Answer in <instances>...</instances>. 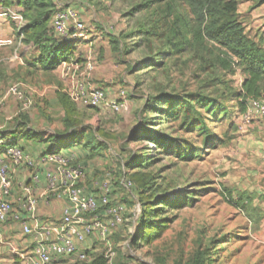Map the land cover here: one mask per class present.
<instances>
[{
    "label": "rangeland",
    "instance_id": "1",
    "mask_svg": "<svg viewBox=\"0 0 264 264\" xmlns=\"http://www.w3.org/2000/svg\"><path fill=\"white\" fill-rule=\"evenodd\" d=\"M169 2L54 0V11L73 8L79 13L88 40L119 38L127 64L126 74L115 80L129 94L125 107L115 114L87 112L88 106L70 99L77 119L90 120L87 124L98 132L85 146L97 153L83 154L91 161L94 177L81 162L68 158H76L74 153L63 156L83 171L82 185L89 193L100 198V185L107 182L112 203L124 205L118 223L124 225L123 247L114 262L264 264V121L243 120L241 73L210 74L189 52L171 50L172 24L185 13L167 16ZM239 14L251 37L264 38V0H239ZM184 18L189 21V14ZM186 30L189 39V27ZM76 47L72 58L79 62L83 48ZM57 76L62 90L60 70ZM14 83L28 92L32 106L18 114L20 120L0 124L7 130L17 128L36 102L28 86ZM162 96L180 103L179 121L169 120ZM16 102L19 112L22 103L17 97ZM78 104L85 108L79 110ZM124 178L132 187L122 185ZM244 191L253 200L240 208L233 202ZM145 223L152 225V239L146 243L139 235ZM162 224L166 229L159 235L154 227Z\"/></svg>",
    "mask_w": 264,
    "mask_h": 264
},
{
    "label": "crops",
    "instance_id": "2",
    "mask_svg": "<svg viewBox=\"0 0 264 264\" xmlns=\"http://www.w3.org/2000/svg\"><path fill=\"white\" fill-rule=\"evenodd\" d=\"M19 1L5 0L3 6H18V9L23 10ZM26 22L29 21L26 20ZM49 27L52 31L51 22ZM16 33V24L0 17V40L8 38L15 40L12 45L0 46V94L5 93L11 86L15 85L14 82L20 81L28 86L31 91L30 94L34 95L36 102L34 107L26 114V119L24 118L17 128H8L7 130L8 126L2 125L0 129L2 130L6 126L7 136L12 139V143L30 154L33 164L11 165L14 187L9 199L13 205V216L0 225V264H20L19 254L33 247L35 237L25 235L22 232V222H26L32 228H35L39 223H57L67 206L66 197L52 194L46 199L39 198L37 219L31 218L23 208L25 196L22 186L31 185L33 175L39 177V183H35L34 187L36 194L39 195L48 186L47 175L52 171L53 165L43 161V158L57 150L67 155H73L74 153V156H76L74 161L81 162L82 166L86 167L89 176L94 177L92 170H89L91 161L85 159L84 156H92L97 153V150H93L94 148L81 146L84 136L80 132L84 127H91L87 124L90 123V120H85L86 122L79 121L75 126H66V110L58 97V88L62 85V82H60L58 76L56 77V74L60 68L57 70L45 69L47 63L41 59L43 49L39 45L28 42L29 40L17 41ZM100 33L102 35L103 31ZM111 40L112 38L106 35L105 37L100 36L94 41H82L78 45L83 48L80 56L81 60L78 63L80 68L78 69L79 66L77 65L71 69V83L86 81L85 61L93 54L95 67L88 79L96 86L103 87L110 96L115 97L117 95L121 85L115 79L119 76L118 74L120 76L126 74L124 68L127 60L120 55V51L113 49ZM74 53H76L75 50ZM100 53L101 57L98 58ZM97 58L100 60L97 61ZM63 82L65 86L68 83L67 81ZM24 92L28 93L26 90ZM77 106L79 110L85 108L80 104ZM17 107L16 97L11 94L7 99L6 107L0 112V124L6 122V124L10 123L8 125H11L12 121L20 120L18 114L24 110L21 108L22 110L18 112ZM94 110L99 114L112 113L105 108L90 109L86 107L85 109L87 112ZM73 115L74 118H79L76 110ZM92 133L97 137L98 132L96 130L92 129ZM88 187H91V184ZM116 205L124 207L121 203ZM98 214L104 222H109V216L105 208H102ZM15 216H18V219ZM123 231L124 225L121 224L110 229L107 238H102L98 233H93L85 242L77 243L78 252L76 254L57 258L53 264H95L93 262L97 258H103L105 260L103 264H118L114 262V257L122 251L120 247L123 243L120 239L124 237Z\"/></svg>",
    "mask_w": 264,
    "mask_h": 264
},
{
    "label": "built area",
    "instance_id": "3",
    "mask_svg": "<svg viewBox=\"0 0 264 264\" xmlns=\"http://www.w3.org/2000/svg\"><path fill=\"white\" fill-rule=\"evenodd\" d=\"M0 17L8 19L16 24L17 41L24 38L21 29L26 24L23 10L18 6H3L0 0ZM52 34L61 42L76 43L88 40L87 28L80 19L79 13L73 9L56 10L51 18ZM13 38L1 39L0 46L12 45ZM78 61L71 57L58 68L61 71L67 85L62 89L72 101L92 108H105L112 113H119L129 99L128 91L120 87L115 97L110 96L103 87H98L88 77L95 65L92 57L87 58L85 64L86 81L71 83V69L75 68ZM80 66L78 67V69ZM14 95L21 101L22 109L28 110L32 106V100L21 90L19 84L11 86L0 96V107L7 101L10 95ZM243 120L249 124L255 120L264 121V99H248L247 108L244 111ZM0 130V225L13 216V205L10 202L11 192L14 187V176L11 165L33 164L30 154L21 147L12 143V139ZM74 161V158L68 157ZM45 162L53 165L52 171L47 175L48 186L39 195L35 192V183H39V177L33 175L31 185L22 186L25 199L23 208L31 218L37 219L38 200L47 198L50 194L66 197L68 203L64 213L57 223L45 222L32 228L26 222H22V232L25 235H33L35 243L30 250L19 254L20 264H53L57 258L72 256L78 252L77 243H83L93 233H98L102 238H107L110 229L121 222L120 212L122 207L113 204L108 196L111 186L105 182L100 185L101 197L98 198L89 193L82 185L83 171L77 165H71L70 160L63 156L62 152L54 151L43 158ZM124 187H132L133 183L124 178ZM105 208L109 216V222H104L99 211ZM18 219V216H15Z\"/></svg>",
    "mask_w": 264,
    "mask_h": 264
},
{
    "label": "trees",
    "instance_id": "4",
    "mask_svg": "<svg viewBox=\"0 0 264 264\" xmlns=\"http://www.w3.org/2000/svg\"><path fill=\"white\" fill-rule=\"evenodd\" d=\"M155 1L161 2V0ZM19 2L23 7L26 20L29 21L21 29L24 34L23 41L29 40L28 42L39 45L43 49L41 59L47 63L45 69L57 70L61 63L68 61L74 55L76 43L61 42L50 31L49 24L55 12L54 0H20ZM179 6L182 10H178L181 9ZM166 10L167 16H170L172 11H183L189 14V21L184 18L183 13L184 15L179 14L180 16L177 17V23L172 24L170 37L173 52H189L194 59L199 60L200 65L205 64L204 70L210 74L223 71L225 74L234 76L237 72L241 73L244 111L247 108L248 99L264 96V38L258 41L247 33L244 22L240 19L239 0H172L167 4ZM160 15L162 17L161 13ZM187 27H189V39L185 36ZM153 33L155 35L156 31ZM111 44L115 51H120L119 38L113 37ZM153 64H157V61ZM58 97L66 110V126L77 125L79 120L73 117L76 105L72 104L71 98L62 90H59ZM160 99V103L164 102L167 106L166 115L169 120L179 121L182 115L180 103L177 100L169 101L165 96ZM80 134L84 136L82 142L84 146L89 139L92 137L94 139V133L89 127H84ZM57 152L60 151L57 150ZM139 177L135 176L138 183L141 182ZM252 200L250 193L244 191L233 203L243 208ZM142 227L146 230L141 234L139 232V235L146 243V240L152 239L150 232L152 225L145 223ZM156 229L159 235H162L166 225L155 226L154 230ZM104 262L103 258H97L93 263L103 264ZM195 264H202V262L198 260Z\"/></svg>",
    "mask_w": 264,
    "mask_h": 264
}]
</instances>
